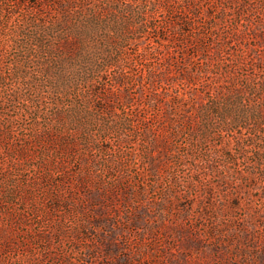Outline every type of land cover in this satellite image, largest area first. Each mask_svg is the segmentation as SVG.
I'll return each instance as SVG.
<instances>
[{
  "label": "rangeland",
  "instance_id": "obj_1",
  "mask_svg": "<svg viewBox=\"0 0 264 264\" xmlns=\"http://www.w3.org/2000/svg\"><path fill=\"white\" fill-rule=\"evenodd\" d=\"M0 264H264V0H0Z\"/></svg>",
  "mask_w": 264,
  "mask_h": 264
}]
</instances>
